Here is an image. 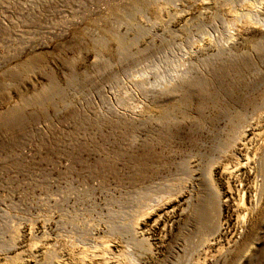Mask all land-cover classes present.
Segmentation results:
<instances>
[{
  "label": "rangeland",
  "instance_id": "obj_1",
  "mask_svg": "<svg viewBox=\"0 0 264 264\" xmlns=\"http://www.w3.org/2000/svg\"><path fill=\"white\" fill-rule=\"evenodd\" d=\"M261 6L0 0V264H264Z\"/></svg>",
  "mask_w": 264,
  "mask_h": 264
},
{
  "label": "bare ground",
  "instance_id": "obj_2",
  "mask_svg": "<svg viewBox=\"0 0 264 264\" xmlns=\"http://www.w3.org/2000/svg\"><path fill=\"white\" fill-rule=\"evenodd\" d=\"M260 8L264 10V6H261ZM242 201H243V199H241V202H242ZM239 216H240V215H239ZM241 216H242V215H241ZM240 223L243 224L244 222L241 221Z\"/></svg>",
  "mask_w": 264,
  "mask_h": 264
}]
</instances>
